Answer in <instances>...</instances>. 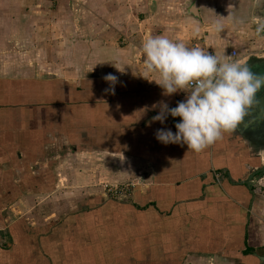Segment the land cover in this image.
Listing matches in <instances>:
<instances>
[{
	"label": "crops",
	"instance_id": "obj_1",
	"mask_svg": "<svg viewBox=\"0 0 264 264\" xmlns=\"http://www.w3.org/2000/svg\"><path fill=\"white\" fill-rule=\"evenodd\" d=\"M198 1L200 19L187 13L188 2L179 19L199 26V34L189 30L182 41L245 60L238 52L230 56L241 30L233 32L229 6ZM33 21L16 25L21 32L8 41L38 44L31 35L42 26ZM66 22L48 30H61L64 46L79 49L80 76L51 60L55 70L44 77L34 61L19 71L13 61L3 62L0 70V188H26L0 196V264H264V177L247 185L264 166V130L246 129L253 120L245 117L200 152L161 143L156 130L175 133L181 118L153 122L159 108L152 106L164 101L175 107L185 94L164 96L142 77L137 51H98L100 70L84 71L88 59L95 61L85 51L88 30L73 38V22ZM171 31L162 35L176 40ZM17 51L7 57L38 54ZM114 51L120 58L107 64L103 52ZM108 74L117 77L114 85ZM102 179L134 182L129 194L115 198L99 188Z\"/></svg>",
	"mask_w": 264,
	"mask_h": 264
},
{
	"label": "rangeland",
	"instance_id": "obj_2",
	"mask_svg": "<svg viewBox=\"0 0 264 264\" xmlns=\"http://www.w3.org/2000/svg\"><path fill=\"white\" fill-rule=\"evenodd\" d=\"M154 1L156 2V10L152 13L150 10L151 0H0V70L3 68V62L13 61V64H17L14 70L19 71L21 68H18V66L21 67V65L29 64V61H34L35 64L40 63L39 69L41 72H38V74L41 77L46 76L47 72H53L56 64L59 65L57 69L66 71L67 75L79 73L80 76L79 68L81 66L79 64L81 60L77 57L79 49L76 50L75 45L72 46L73 48L64 46L63 41H65V38L61 30L59 32L48 30L52 27L50 24L65 26L66 21L70 19L73 22L70 24L71 30H73L71 37L82 38V35L86 36V29L88 30L89 40L85 44V51L89 52L90 57L94 58H90V60L95 61L89 63L88 59L87 63L90 65L88 67L85 65L84 71L91 72V74H94L98 68L100 70L94 57V54L98 51L105 49L117 50L118 52L132 50L137 51L135 54L137 53L138 58L142 59V43L149 36L162 35L167 28H171V32L174 33L177 39L184 40L185 37H189V30L193 31V28L181 22L183 19H179V14L185 10V3L191 0ZM218 1L229 6L227 16L230 22L234 24L233 32L241 30V33L236 35L238 40L233 42V47L240 53V56L247 60L248 65L255 63L254 60L264 59V34L256 35L253 23L256 20H252L247 15V7L251 6L252 8L254 0ZM28 20L39 22L35 25L40 24L39 26H42L38 29L39 33L34 31L31 35L33 39L37 38L38 44L32 42V47L26 48L25 44H19L12 39L8 41L7 38L13 37L9 35H18L21 32L20 27L16 25L25 26V22L28 23ZM55 21L59 22L53 23ZM12 28H14V31H12ZM83 31L84 33H82ZM1 36H5V40ZM192 38V40H196L198 36ZM197 41H200V39ZM231 45L232 43H229V46ZM193 46L197 45L193 44ZM13 50H16V52H19L17 50L37 52L38 54L35 59L24 58V55L17 59L16 57H13V59L8 58L7 55ZM41 52H43V55ZM107 52H103L104 58L105 56L107 58V64L115 62L116 57L120 58L115 51ZM5 53L6 59H3ZM50 60L54 62L55 67L50 65ZM63 61H68L71 66L68 64L64 66ZM84 63H86V59ZM109 177H111L110 173L106 172V179H109ZM256 177L263 178L264 175H256ZM106 179H102L99 188L111 197L116 198L122 196V194H129V190L133 187L131 185L133 180L125 181V184H113V182ZM15 189H21L22 192L23 189L26 190L22 187L0 188V196L3 195V191L6 192V195H11V190L15 191Z\"/></svg>",
	"mask_w": 264,
	"mask_h": 264
},
{
	"label": "clouds",
	"instance_id": "obj_3",
	"mask_svg": "<svg viewBox=\"0 0 264 264\" xmlns=\"http://www.w3.org/2000/svg\"><path fill=\"white\" fill-rule=\"evenodd\" d=\"M253 23L256 35L264 34V20ZM213 27L219 32L224 26L215 21ZM193 34H199V26L194 27ZM142 57L140 75L155 81L164 96L185 94L175 107L164 101L152 106L159 108L151 118L153 122L164 124L169 115L181 118L175 123V133L170 128L156 130L155 137L161 143L187 145L188 150L200 152L221 139L223 133H233L259 104L257 93L264 86V74L254 72L247 60H227L165 35L144 40ZM153 75L156 78H150ZM105 79L113 85L117 81L112 74Z\"/></svg>",
	"mask_w": 264,
	"mask_h": 264
},
{
	"label": "water",
	"instance_id": "obj_4",
	"mask_svg": "<svg viewBox=\"0 0 264 264\" xmlns=\"http://www.w3.org/2000/svg\"><path fill=\"white\" fill-rule=\"evenodd\" d=\"M150 10L152 13L156 10V2L154 0H151V6ZM187 13L194 18L200 19V13H199V1L198 0H191L187 3L186 6ZM252 20H264V10L262 12H258L257 7L253 8L252 11ZM256 65L257 70L260 74H264V59H261ZM259 104L254 106L251 113L255 114V118L253 119L252 123L245 124V128L250 130L253 129L256 125H259L261 123V120L264 119V86H262V89L257 93ZM255 122V123H254ZM264 175V166L257 169L255 172L251 173L248 177L247 185L249 188H251V182L253 178L256 175Z\"/></svg>",
	"mask_w": 264,
	"mask_h": 264
},
{
	"label": "flooded vegetation",
	"instance_id": "obj_5",
	"mask_svg": "<svg viewBox=\"0 0 264 264\" xmlns=\"http://www.w3.org/2000/svg\"><path fill=\"white\" fill-rule=\"evenodd\" d=\"M256 1V2H255ZM253 6H252V8H251V6L250 7H247V10H248V12H247V15L248 16H250V18H252V16H253V14H252V11H253V8H255V6L257 7V9H258V12H262L263 10H264V0H254L253 1ZM246 8V7H245ZM255 63H253V64H251V65H249L251 68H252V70L254 71V72H256V73H259V71L257 70V66L256 65H258L257 63L259 62V61H254ZM262 89V88H261ZM259 97V95L257 96V98ZM253 109V108H252ZM252 109L250 110V113H249V115L248 116H246V120H248V121H252L254 118H255V114H252L251 113V111H252ZM255 129H258V128H260L261 130H264V119L263 120H261V123L259 124V125H256L255 127H254ZM259 130V129H258Z\"/></svg>",
	"mask_w": 264,
	"mask_h": 264
},
{
	"label": "built area",
	"instance_id": "obj_6",
	"mask_svg": "<svg viewBox=\"0 0 264 264\" xmlns=\"http://www.w3.org/2000/svg\"><path fill=\"white\" fill-rule=\"evenodd\" d=\"M230 56L233 57V58H236L237 57V51L236 50H232L230 52Z\"/></svg>",
	"mask_w": 264,
	"mask_h": 264
}]
</instances>
